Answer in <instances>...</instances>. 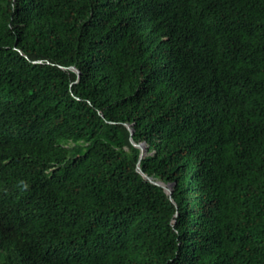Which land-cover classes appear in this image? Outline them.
Returning a JSON list of instances; mask_svg holds the SVG:
<instances>
[{
  "label": "trees",
  "instance_id": "16d2710c",
  "mask_svg": "<svg viewBox=\"0 0 264 264\" xmlns=\"http://www.w3.org/2000/svg\"><path fill=\"white\" fill-rule=\"evenodd\" d=\"M0 264H264V0H0Z\"/></svg>",
  "mask_w": 264,
  "mask_h": 264
},
{
  "label": "water",
  "instance_id": "95a60500",
  "mask_svg": "<svg viewBox=\"0 0 264 264\" xmlns=\"http://www.w3.org/2000/svg\"><path fill=\"white\" fill-rule=\"evenodd\" d=\"M76 72H78L77 69H75ZM130 132L132 133V129H130ZM132 143L136 146L139 147L140 149V156H144L146 154V149H145V146L142 144V143H136L134 142L133 140H131ZM137 169L138 171L143 175V177H145L146 179L150 180L151 182L155 183V184H158L160 186H162L164 188V190L166 191L167 194H171V184H165L163 183L161 180H155L153 178H151L150 176H148L147 174H145L139 167V165H137ZM171 197V196H170Z\"/></svg>",
  "mask_w": 264,
  "mask_h": 264
}]
</instances>
